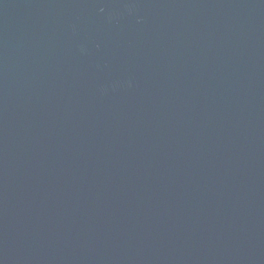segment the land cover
<instances>
[{
    "label": "water",
    "instance_id": "1",
    "mask_svg": "<svg viewBox=\"0 0 264 264\" xmlns=\"http://www.w3.org/2000/svg\"><path fill=\"white\" fill-rule=\"evenodd\" d=\"M0 264H264V0H0Z\"/></svg>",
    "mask_w": 264,
    "mask_h": 264
}]
</instances>
